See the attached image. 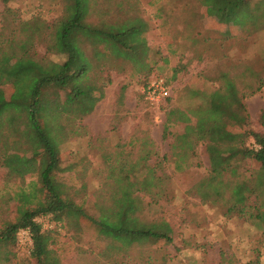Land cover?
Instances as JSON below:
<instances>
[{"label":"rangeland","instance_id":"1","mask_svg":"<svg viewBox=\"0 0 264 264\" xmlns=\"http://www.w3.org/2000/svg\"><path fill=\"white\" fill-rule=\"evenodd\" d=\"M123 1L130 13L137 12L149 24L147 56L140 65L109 58L103 60V72L89 75L85 82L102 87L103 96L75 127H66L68 131L76 130V134L60 146L64 170L58 177L66 194L87 214L108 223L122 215L148 222L164 220L171 228L172 243L129 242L124 234L112 236L106 231L101 233L94 225L76 222L71 217L56 220L49 214L38 218L41 230L52 237L49 248L59 264H243L251 259L264 264V227L245 216L227 212L220 201L201 198L198 182L210 168L205 145L200 142L193 151L177 156L179 149L172 150L171 145L184 124L173 118L168 122L170 110L193 108L199 103V98L191 95L192 90L216 88L222 83L219 75L227 73L242 88L262 80L260 89L244 98L251 126L262 130L258 116L264 108V27L252 29L253 20L248 19L250 4L241 12L248 20L247 25L238 31L231 26L228 30L234 37L222 38L217 25L209 22L205 13L203 19L208 26L197 21L204 41L186 47L182 42L188 28L182 24L179 29L173 22L181 19L185 23L188 17L196 19L194 10L200 7L197 0L186 3L180 0L194 12L181 17L170 14L172 24L163 27V35L158 34L155 17L160 0ZM173 1L167 2L168 7L175 6ZM250 1L256 6L254 11L257 5L264 9V0ZM63 3V0L6 3L0 0V58H9L0 64V72L16 71L18 58L27 49L45 52L43 45L23 32L20 22L38 17L51 24L60 15ZM175 40L182 45L176 46ZM48 56L55 61L63 59L60 55ZM5 74L0 75V88L7 93L9 83L5 82ZM156 78L166 81L168 91L159 100H152L145 89ZM67 99L64 95L54 98L59 101L54 104L65 115L72 109ZM49 106L53 107L52 103ZM27 149L25 143L19 147L0 145V222L16 215L14 193L18 186L35 179L33 173H23L18 164H3V155L24 154L29 152ZM175 158H180L178 167ZM149 168L155 176L153 181L157 177L160 180L155 181L156 187L143 189L139 180L151 173ZM126 173L132 174L133 185L128 191L136 198L132 208L124 203ZM32 248L33 243L19 244L15 234L14 245L0 248V264H37L31 255Z\"/></svg>","mask_w":264,"mask_h":264},{"label":"trees","instance_id":"2","mask_svg":"<svg viewBox=\"0 0 264 264\" xmlns=\"http://www.w3.org/2000/svg\"><path fill=\"white\" fill-rule=\"evenodd\" d=\"M1 1L6 3L9 0ZM63 1L60 15L51 24L38 17L20 22L23 32L32 41L43 45L45 52L27 49L20 54L16 71L0 72V75L6 73L5 82L9 83L7 93L2 86L0 88V145L19 147L25 143L29 150L24 154L3 155V164H18L24 169L23 173L35 175L34 180L18 186L14 193L16 215L0 222V248L14 245L18 229L28 228L33 243L31 255L37 264H59L49 248L52 242L50 233L42 231L37 222L40 216L49 214L56 220L71 217L76 222L94 225L101 233L106 231L112 236L124 234L129 242L170 244L173 236L166 221L148 222L135 216L126 219L122 215L115 222H104L87 214L69 197L58 177V173L64 170L60 146L76 134V130L68 131L66 127H75L94 110L103 96L102 87L85 82L89 75L103 72V60L109 58L143 64L149 50L148 22L137 12L131 14L123 0ZM168 1L160 0L155 9L159 35L165 32L163 27L172 24L170 14L190 16L195 11L197 16L196 19L188 17L185 23L181 19L173 22L179 29L188 28L182 42L186 47L204 41L198 22L203 24L205 13H208L209 22L217 25L222 38L234 37L228 30L231 26L237 27L238 31L247 25L248 20L241 12L250 4L248 19L253 20L252 29L257 31L264 27V9L257 5L259 2L254 11L256 6L250 0H197L200 7L193 11L187 5L183 6L188 0L184 3L175 0L174 7H168ZM176 1L180 2L179 5ZM182 43L175 40L176 46L180 47ZM50 54L60 55L63 59L55 61L48 56ZM8 60L3 56L0 64ZM219 80L222 83L209 91L192 90L191 95L200 100L193 108L169 111L168 122L173 118L184 124L183 131L174 135L171 149H179L176 154L179 156L193 151L200 142L204 143L210 168L198 182L201 198L220 201L227 212L245 216L257 226L264 227V108L258 116L262 130H255L244 100L247 95L256 93L263 82L260 79L257 84L242 88L227 73H221ZM52 94L53 98L50 97ZM56 95L68 98L72 108L69 115L54 104L59 102L54 100ZM174 162L178 167L180 158H175ZM148 170L151 173L139 180L143 189L156 187L155 181L160 180L157 177L153 181V170ZM131 175L123 174L128 181L124 203L130 208L136 205V198L128 193L133 185ZM126 221L131 224L124 225ZM243 264L260 262L251 259Z\"/></svg>","mask_w":264,"mask_h":264},{"label":"built area","instance_id":"3","mask_svg":"<svg viewBox=\"0 0 264 264\" xmlns=\"http://www.w3.org/2000/svg\"><path fill=\"white\" fill-rule=\"evenodd\" d=\"M168 88L162 78L150 81L145 89L147 97L152 100H159L161 96L167 94ZM38 222V219H37ZM39 223V222H38ZM16 240L21 245H31L32 237L28 228H20L16 232Z\"/></svg>","mask_w":264,"mask_h":264}]
</instances>
